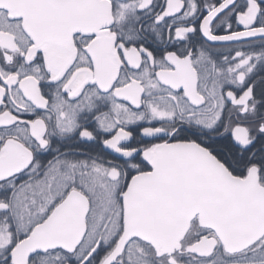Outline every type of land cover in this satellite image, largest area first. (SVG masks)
Returning a JSON list of instances; mask_svg holds the SVG:
<instances>
[{
  "label": "snow or ice",
  "instance_id": "6c2138e0",
  "mask_svg": "<svg viewBox=\"0 0 264 264\" xmlns=\"http://www.w3.org/2000/svg\"><path fill=\"white\" fill-rule=\"evenodd\" d=\"M0 264H264V0H0Z\"/></svg>",
  "mask_w": 264,
  "mask_h": 264
},
{
  "label": "flooded vegetation",
  "instance_id": "af4514ba",
  "mask_svg": "<svg viewBox=\"0 0 264 264\" xmlns=\"http://www.w3.org/2000/svg\"><path fill=\"white\" fill-rule=\"evenodd\" d=\"M210 2H213V0H210ZM161 3H163V0H161ZM232 23H233V28L235 29L236 28V25H235V19L234 17L232 18ZM214 29H215V25H214ZM217 31L218 34H225L224 33V29H215ZM239 30H242V29H239ZM225 47H235L236 45H228V44H225L224 45Z\"/></svg>",
  "mask_w": 264,
  "mask_h": 264
}]
</instances>
